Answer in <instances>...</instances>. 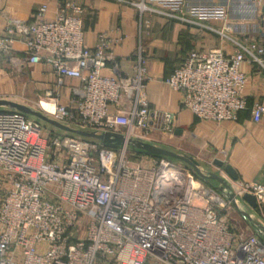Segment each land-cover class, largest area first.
<instances>
[{
	"label": "built area",
	"instance_id": "built-area-1",
	"mask_svg": "<svg viewBox=\"0 0 264 264\" xmlns=\"http://www.w3.org/2000/svg\"><path fill=\"white\" fill-rule=\"evenodd\" d=\"M117 1L229 40L232 52L190 51L165 84L201 121H236L247 109L241 66L248 56L264 69V48L257 41L235 40L226 33L227 24L216 29L179 16L186 0ZM48 10L43 3L26 26L9 22L0 51H11L21 37L24 65L50 68L54 88L43 100L53 110H42L48 117L77 130L119 134L124 142L106 147L15 110H0V264H264L258 233L234 231L224 214L237 210L213 186L185 165L139 154L126 143L157 145L153 131L174 130L171 112L149 108L142 48L133 54L132 75H121L115 66L114 75H104L109 34H99L88 48L80 5L64 2L50 19ZM211 12L202 14L222 16ZM65 89L66 102L59 103ZM250 118L262 122L264 102L253 105ZM133 155L140 158L135 165L128 160ZM232 187L238 198L252 194L257 206L264 198V185Z\"/></svg>",
	"mask_w": 264,
	"mask_h": 264
},
{
	"label": "crops",
	"instance_id": "crops-1",
	"mask_svg": "<svg viewBox=\"0 0 264 264\" xmlns=\"http://www.w3.org/2000/svg\"><path fill=\"white\" fill-rule=\"evenodd\" d=\"M68 1L83 8L84 42L88 48L95 44L101 33H107L111 38L104 75H114V66L121 75H132L135 62L133 54L139 47L142 48L149 77L146 86L149 108L158 113L168 111L174 116L172 133L153 131V137L158 140L157 146L167 149L176 145L193 150L195 154L209 157L208 162L212 164L214 160H219L229 165L236 172L239 182L264 185V119L255 124L250 118L253 105L264 102L263 68L245 56L241 68L247 76L244 91L247 109L238 112L236 121L214 123L201 121L182 108L180 94L165 84V79L190 51L221 49L226 53L232 52L233 44L229 40L206 28L159 14L141 12L135 6L117 0H0V35L9 22L26 26L35 21L37 10L43 3L49 5L46 18L50 19L57 7ZM145 2L148 4V1ZM186 6V10L177 12L179 16L216 29L227 24L226 33L230 37L240 42L255 40L264 48V1L257 5L255 0H186ZM211 11L222 12V16L203 15ZM214 20L221 21V27L214 24ZM21 39L15 40L11 51H0V64H26V51ZM26 75L39 92L45 93L54 88V77L44 63L28 65ZM7 77V73L0 69V83ZM69 85L78 86L79 83L69 80ZM4 90L3 84H0V99L5 98ZM68 93V90H62L65 97L59 103L66 102ZM209 170L214 169L210 167ZM214 173L220 174V171ZM207 184L219 186L213 180ZM219 193L228 201L224 193ZM237 206L238 214L248 223L243 229L257 233L253 223L242 215V212L247 213L253 220L252 213L256 208L252 209L242 200Z\"/></svg>",
	"mask_w": 264,
	"mask_h": 264
},
{
	"label": "water",
	"instance_id": "water-1",
	"mask_svg": "<svg viewBox=\"0 0 264 264\" xmlns=\"http://www.w3.org/2000/svg\"><path fill=\"white\" fill-rule=\"evenodd\" d=\"M0 108H8L11 110H15L17 112H20L24 115L31 116L41 122H44L45 124L61 130L63 132L71 133L74 135H77L82 138L86 139H92L98 141L101 145L106 147H117L120 146L124 142L123 136L119 134H114L110 132H101L96 133L93 131H84V130H77L70 128L66 125H63L50 117H48L46 114H44L41 111L35 110L29 106H26L24 104H20L14 101L0 99ZM126 143L130 146V148L143 155L153 156V157H160L163 159H175L181 164H184L186 167H188L197 178L203 181H210L213 180L219 184V186L215 187V189L218 192L224 193L232 204V206L239 211L237 203L242 200L245 201L252 209L257 208V202L255 200V197L252 194L244 193L241 198H238L235 194V192L232 190L228 180L223 177L227 176L228 179L231 181L237 180V174L236 172L227 164H223V162L219 160H214L213 165L216 166L218 169L222 170V173L215 174L212 172H203L199 168V163L191 156L183 155V154H177L169 149L151 144L147 141H141V140H132L129 139L126 141ZM242 215L245 216L247 219H249L254 227L256 232L258 233L260 239L264 243V224H261L259 222H256L255 220H252L250 215L247 213H243Z\"/></svg>",
	"mask_w": 264,
	"mask_h": 264
},
{
	"label": "rangeland",
	"instance_id": "rangeland-1",
	"mask_svg": "<svg viewBox=\"0 0 264 264\" xmlns=\"http://www.w3.org/2000/svg\"><path fill=\"white\" fill-rule=\"evenodd\" d=\"M212 22L214 24H216L218 27H221V21L218 22V21L214 20ZM6 65H7V67H6ZM0 69H3V71L5 73H7V75L9 76V77H7V79L1 80L2 83H0V84H3V87L6 90V92L3 95V97H5V98H1V99L10 100V101H14V102H17L20 104H24L26 106H29L35 110L42 112V110L39 108L38 104L40 103L41 100L45 99V96H44L45 93L37 91L36 86L31 81H29V79L26 75L27 66L24 64H0ZM2 109L11 110L8 108H0V110H2ZM42 123L45 126H47L44 122H42ZM59 131H61V130H59ZM71 135H74V134H71ZM167 149H169V150H171L177 154H183V155H188V156L193 157L199 163V168L203 172L214 173L218 170L222 173L221 169L216 168L215 166H213L212 163L208 162L209 157H207L205 155L200 156L198 154H195L193 150H188L187 148H182L181 146L177 147L176 145L168 147ZM191 153H193V154H191ZM128 160L132 165H135L140 161V158L137 155H133V156H129ZM168 160H170L171 162H173L176 165L181 164L180 162H178L175 159L168 158ZM181 165H184V164H181ZM210 167H213L214 170L213 171L209 170ZM215 174H217V173H215ZM222 175H223V177H225L226 180H229L228 182H229L232 190H235L234 189L235 187H232L233 185L238 187V189L243 190L244 186H246L247 184H250V183L239 182L238 179L236 181H231L230 179H228L227 176H224V174H222ZM226 214H227V219L230 220V223H231L232 227L234 228L235 232L239 233L241 236H248L251 234H255L252 230L245 231L243 229L244 226H246L248 223L246 222L247 220L242 218V216L240 214H238L237 211L229 210L224 215H226ZM252 218L256 222L264 224L263 200L260 201L257 208L253 211Z\"/></svg>",
	"mask_w": 264,
	"mask_h": 264
},
{
	"label": "bare ground",
	"instance_id": "bare-ground-1",
	"mask_svg": "<svg viewBox=\"0 0 264 264\" xmlns=\"http://www.w3.org/2000/svg\"><path fill=\"white\" fill-rule=\"evenodd\" d=\"M38 106L41 110H45L47 112H50L53 110V105L45 100H41Z\"/></svg>",
	"mask_w": 264,
	"mask_h": 264
},
{
	"label": "trees",
	"instance_id": "trees-1",
	"mask_svg": "<svg viewBox=\"0 0 264 264\" xmlns=\"http://www.w3.org/2000/svg\"><path fill=\"white\" fill-rule=\"evenodd\" d=\"M137 156H139V155H137Z\"/></svg>",
	"mask_w": 264,
	"mask_h": 264
}]
</instances>
